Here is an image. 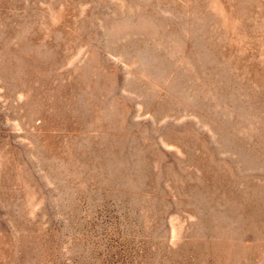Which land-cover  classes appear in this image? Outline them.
Returning <instances> with one entry per match:
<instances>
[{
  "label": "rangeland",
  "instance_id": "1",
  "mask_svg": "<svg viewBox=\"0 0 264 264\" xmlns=\"http://www.w3.org/2000/svg\"><path fill=\"white\" fill-rule=\"evenodd\" d=\"M0 264H264V0H0Z\"/></svg>",
  "mask_w": 264,
  "mask_h": 264
}]
</instances>
